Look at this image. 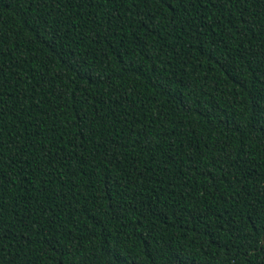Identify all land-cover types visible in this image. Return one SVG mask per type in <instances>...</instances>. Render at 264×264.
<instances>
[{
	"label": "trees",
	"instance_id": "1",
	"mask_svg": "<svg viewBox=\"0 0 264 264\" xmlns=\"http://www.w3.org/2000/svg\"><path fill=\"white\" fill-rule=\"evenodd\" d=\"M0 264H264V0H0Z\"/></svg>",
	"mask_w": 264,
	"mask_h": 264
},
{
	"label": "snow or ice",
	"instance_id": "2",
	"mask_svg": "<svg viewBox=\"0 0 264 264\" xmlns=\"http://www.w3.org/2000/svg\"><path fill=\"white\" fill-rule=\"evenodd\" d=\"M160 2L163 4V3H165V0H160Z\"/></svg>",
	"mask_w": 264,
	"mask_h": 264
}]
</instances>
